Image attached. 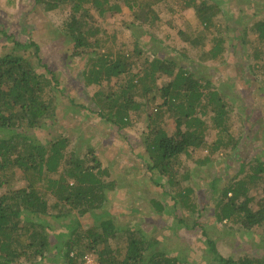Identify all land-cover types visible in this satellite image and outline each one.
<instances>
[{"label": "trees", "instance_id": "trees-1", "mask_svg": "<svg viewBox=\"0 0 264 264\" xmlns=\"http://www.w3.org/2000/svg\"><path fill=\"white\" fill-rule=\"evenodd\" d=\"M166 2L34 0L46 12L69 9L61 29L73 43L72 57L82 61V76L87 83L101 85L93 96L80 99L60 96L59 91H64L58 85L60 72L49 67L35 40L22 39L0 23V264H85L87 252L95 255L99 264H194L183 253L189 247L187 241L172 253L165 245L166 234L160 238L152 235L143 227H148L146 221H139V217L173 216L174 230L183 223L191 227L179 216L186 214V209L201 211L196 205L201 188L193 183L191 163L203 166L231 151L234 153L223 170L225 175L215 176L208 190L218 192L217 179H223L221 192L225 200L217 198L216 215L221 221L236 220L244 231L264 226V160L242 154L249 151L252 141H261L259 148L264 149V117L260 118L261 124L250 126L242 140L233 139L230 128L235 110L230 109L242 100L239 96L229 97L227 91L199 71L203 63L232 60L241 62L244 77L250 72L262 78L264 85V14H258L254 24L247 25L259 33L257 45L245 38V33L242 43L246 48H234L233 52L230 47H241L239 39L229 47L227 36L210 37L212 27L218 28V19L227 14L223 1L183 0L185 6L193 8L196 24L183 17L185 26L176 37L204 50L197 55L198 62L191 59L188 63L180 56L158 54L139 38L143 35L138 34V28H144L157 39L156 25L162 19L157 8L164 4L171 10ZM129 12L134 17L130 23L126 19ZM115 15H123L124 20L121 26H113L110 34L107 18ZM235 23L243 27L240 19ZM124 29L134 39L120 42L118 47L116 36ZM168 38L157 40L167 49H174L172 38ZM159 75L171 81L160 85ZM243 82L247 87L249 79ZM75 102L85 116L95 113L106 127L114 125L120 132L125 127L141 128L144 150L149 154L143 157L144 175L157 186L156 190L160 188L158 192H166L170 186L173 200L166 202L159 197L156 206L150 199L147 203L151 209L147 211L127 206L119 212L127 217L121 221L115 218L117 211L105 205L117 186V176L111 164L97 153L98 148L86 138L73 143L63 131H49L51 137L46 134L43 138L48 127L60 120V110ZM144 113L148 120L141 123ZM83 122H87L85 117ZM235 160L241 171L237 176L232 175ZM187 165L190 169L185 168ZM230 175L232 181H226L224 178ZM16 180H23L24 185L13 187L11 183ZM252 186L261 189V194L248 195ZM202 216L200 212L194 225H200ZM91 218L88 225L87 219ZM122 221L123 226H119ZM155 225L160 227L157 222ZM202 234L207 249L215 254L212 262L202 264H264V256L226 258L218 250V241Z\"/></svg>", "mask_w": 264, "mask_h": 264}, {"label": "rangeland", "instance_id": "rangeland-1", "mask_svg": "<svg viewBox=\"0 0 264 264\" xmlns=\"http://www.w3.org/2000/svg\"><path fill=\"white\" fill-rule=\"evenodd\" d=\"M168 1L169 2L166 3L167 5H171V10L169 6L168 8L167 6L163 7L164 4L157 8L158 12L161 11L162 13V19L156 25V33L158 40L160 37L166 36L172 38L171 46H174V49H167L163 43H158V40L153 38L144 28H138V34L143 35L139 38L147 42L149 48L156 50L158 54L164 57L180 56L179 58L181 60H186L188 63L191 59L198 62L197 55L204 50H202V48H193L176 37L177 31L185 26L184 18H189L193 24H196L194 10L193 8L185 6L183 0ZM222 1L227 10V14L222 15L218 19V28L212 27L210 37L214 39L216 36H227V44H229L227 46L229 47L230 45H234L236 40L239 39L238 45L241 47H233V49L230 47V50L233 52L234 48H246L242 43L245 33V38L249 41L254 40L255 44V40H257L259 33H254L253 30L248 29L249 27L247 25L248 22L254 24V17L258 14H264V0ZM68 11L69 9L65 8L64 11L61 10L59 13L55 11L46 12L42 6L35 5L34 0H0V23L4 24L3 27L8 29V32L15 33L22 39L28 40L31 38L35 40L40 46L41 53L45 61L48 62L49 67L53 71L60 72L58 78L61 83L58 85L61 89L64 87L62 93L59 91L60 96L68 98L69 95H73L76 99H80L88 95L93 96L101 88V85L98 83H87V80L82 76L83 71L81 70L84 66L82 61H76V59L72 57L73 43L69 41L70 38L68 34L62 31L63 28L61 25ZM125 11L127 10L125 9ZM130 14L131 12L126 16L128 23L134 20V17ZM237 19L241 20L242 26L247 28V32H244L245 29L243 27L236 26L235 21ZM107 20L111 23V25L107 27L108 32L111 34L113 26L122 25L124 16L115 15L107 18ZM220 29H222V31H220ZM133 39L134 36L129 33V30L124 29L122 32L120 31L117 33L115 42L119 47L120 42H132ZM256 43H258V40ZM253 48L250 49V52H253ZM204 49H207V47ZM230 61L224 63L218 60L216 62L203 63L200 65L199 71L200 73L203 72L202 74L206 73L207 76L212 78L213 82L220 85L228 92L229 97L239 96L241 98L242 102H240V104L234 103V105L233 102L230 103V106L233 104L230 111L235 110L232 112V126L230 131L233 133V139L240 141L244 134L251 128L250 126L254 127V122H259L260 124L262 122L260 118L264 117V85L262 78H257V76L255 77L250 72H248L249 77H244V70H241L239 67L241 62L232 63V60ZM249 62L248 59L247 63ZM245 79H249L247 87H245L243 82ZM158 81L160 85H164L168 84L171 78L159 75ZM149 112H151V109L148 110V113ZM143 116L144 118L141 123L148 120L145 113ZM84 117L87 120L86 123L83 122ZM71 126H74L73 130ZM49 131H53V133L57 131L60 133L63 131L73 139V143H79L86 138V140H89L91 144L98 148L97 153L102 155L105 162L111 164V171L117 176L118 182L116 188L111 193L113 197L111 198L110 195L105 206L106 209L117 211L114 217L118 218L119 221L127 217V214L119 213L127 206L134 208L139 206L142 210L147 211L151 209L147 203L150 199L156 206L159 197L166 202L173 200L170 198L172 194L169 193L172 192L170 186H168L166 192H158L160 188L156 190L155 188L157 186L154 187L149 177L144 175L143 157H147L149 154L144 150L145 135L141 128L134 127L133 129L125 127V129L120 132L119 128L114 125L106 127L99 123L95 113L85 116L82 107L79 106V103L75 102L73 104H68V107L60 110V120L54 127H48L43 138H46V134L49 135V138L51 137V133H48ZM40 133L43 132L40 131ZM213 133L214 136L215 132ZM240 143H242V141ZM260 145L261 141H256L254 143L252 141L249 143V151L242 154L246 155L248 153L251 157L261 156L262 160H264V149L259 148ZM253 147L255 148L254 150ZM257 148H259V150H257ZM233 153L234 151L228 152L227 156L219 157L216 161L209 162L203 166H196L191 163L193 167H191L190 174L194 179L193 183L195 182L199 188H201L198 189L199 192H197L201 195L198 201L199 204H196L198 210L203 212V216L200 217L201 223L199 226L194 225V222L197 220L196 218L199 217L200 212L193 213L192 211H188V209L185 211L186 214H179V216L187 219L191 227L188 226L187 228L185 223H183L180 224V228L177 230L172 228L175 227L173 216L162 215L157 218L150 216L139 217V221H146L148 227H146V225H143V227L150 230L152 235L160 238L164 233L166 234V238L168 239L165 241V245L167 249L170 248L169 250H171L172 253H177L179 251V246L181 244L184 245L185 241H187L188 243L186 244H188L189 247L185 248L183 253L191 258V260L195 262L194 264L209 263L212 262L215 257V254L207 249V243L205 244V242H203L205 240L202 234L203 232H205L206 238L211 237L218 241V250L226 258H237L247 254L250 258L264 256V226H256L250 231H244L241 223L236 222V220L225 218L221 221L216 215L217 212H219V208L216 207V204H219L217 198L225 200V194L221 192L223 189L222 187H224L223 179L220 177L217 179L220 181V187H217L218 192H208V190L210 191V182L214 177L222 174L225 175L223 170L227 167V161ZM139 154L143 156L140 157ZM234 164L236 167L232 175L237 176V173L241 172L240 165L237 161L234 162ZM186 167L190 169V166L187 165L185 168ZM195 173L196 177H194ZM231 178L232 176L230 175L224 179L228 181ZM11 185L17 188L24 185V182L23 180H16L12 182ZM261 192V189L257 191L254 190L252 186L249 187L248 195L253 196L254 194H261ZM151 193L154 195L152 194L150 196L149 194ZM231 194L232 193H229L228 196H232ZM193 196L197 198L196 194ZM251 205H253V202ZM166 206H164V209H166ZM178 206L182 209L183 204L179 201ZM170 208L172 209V206H170ZM152 220H154V224L150 223ZM92 221L93 218L87 219V224L89 225ZM155 222L159 223V228L155 225ZM119 224V226H123V221ZM162 241L164 242V240ZM262 246L263 249L260 250ZM42 264L46 263L42 262ZM85 264L99 263L95 259V255L87 252Z\"/></svg>", "mask_w": 264, "mask_h": 264}]
</instances>
